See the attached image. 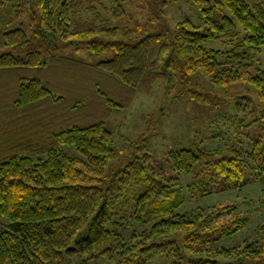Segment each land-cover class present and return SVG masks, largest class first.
Wrapping results in <instances>:
<instances>
[{"label":"trees","instance_id":"obj_1","mask_svg":"<svg viewBox=\"0 0 264 264\" xmlns=\"http://www.w3.org/2000/svg\"><path fill=\"white\" fill-rule=\"evenodd\" d=\"M146 1L156 18L163 16L167 0ZM186 2L199 10L202 28L186 17L125 41L116 39L119 30L111 21L125 14L122 0H0V70L45 71L43 78L18 81L11 112L0 115H10L0 125L17 127L0 137V219L7 220L0 230V264H67L74 256L129 262L157 254L173 264H264V132L248 148L224 154L168 150L166 161L176 174L141 151L115 174L103 175L114 153L105 119L136 94H148L158 80L166 87L177 81V96L187 93L210 107L224 104L198 89L194 79L204 71L219 85H252L264 106V69L248 68L250 53L264 49V0ZM220 37L230 49L205 46ZM66 48L114 54L93 65L63 55ZM257 119L264 122V109ZM178 173L223 179L226 188L258 183L263 220L255 235L221 244L249 222L234 205L175 212L185 201ZM124 214L152 224L126 235Z\"/></svg>","mask_w":264,"mask_h":264},{"label":"rangeland","instance_id":"obj_2","mask_svg":"<svg viewBox=\"0 0 264 264\" xmlns=\"http://www.w3.org/2000/svg\"><path fill=\"white\" fill-rule=\"evenodd\" d=\"M167 1L163 16L156 18L146 0H122L125 14L111 19L112 25L119 30L116 39L136 41L142 35L144 37L167 26L172 27L177 20L186 17L199 28L203 27L196 7L190 6L186 0ZM17 22L18 20L13 21L9 28L16 27ZM205 46L227 51L232 45L226 38L220 37L207 41ZM62 54L94 65L101 60L111 58L114 51L93 54L84 49L73 51L66 48ZM248 62L251 63L248 66L251 70L256 66L264 69V49L258 54L250 53ZM5 71L8 70H0L2 75L0 76V115L11 112L8 105L17 91L18 81L35 77L43 78L45 75V71L38 68H19L4 73ZM194 80L202 93L217 96L225 103L210 107L191 98L187 93L177 96L180 87L177 81L168 87L163 81H156L148 94H136L129 106L113 111L105 119V127L112 134L111 146L114 153L105 165L103 175L115 174L118 167L123 165L132 154L141 151L149 153L151 162L155 165H160L167 168L170 173L176 174L169 169L166 161L168 150L199 147L211 152L221 149V154H224L231 147L238 150L248 148L254 135L264 132V122L257 119L262 114L264 106L261 105L252 85L238 81L219 85L204 71L198 72ZM245 95L250 96L252 100L246 102ZM239 100H241L240 105ZM257 104L259 106H256ZM6 118L9 119L10 115L4 119L0 117V121L3 122ZM6 127L0 125V137L6 131L9 134L10 130L17 128L6 129ZM62 148L69 154L77 153L69 146ZM41 155L45 157V153ZM177 177L182 184L181 193L185 201L175 212L183 213L196 208L234 205L235 213L247 214L249 222L235 235L223 239L221 244L232 246L255 235V227L263 220L258 210L260 194L258 183L249 182L242 187L226 188L223 179L211 180L203 174L194 177V175L178 173ZM244 178L250 177L245 174ZM124 215L121 221L125 226L122 231L126 235H130L132 231L149 228L152 224V222L137 223L129 214ZM6 223L5 218L0 219V230ZM68 259L67 264H173L160 254L146 258L138 256L129 262H119L117 256H99L88 260L74 256Z\"/></svg>","mask_w":264,"mask_h":264},{"label":"water","instance_id":"obj_3","mask_svg":"<svg viewBox=\"0 0 264 264\" xmlns=\"http://www.w3.org/2000/svg\"><path fill=\"white\" fill-rule=\"evenodd\" d=\"M150 34H147V35H145L144 37H146V36H149ZM166 64H168V59L166 60V62H165V65Z\"/></svg>","mask_w":264,"mask_h":264}]
</instances>
